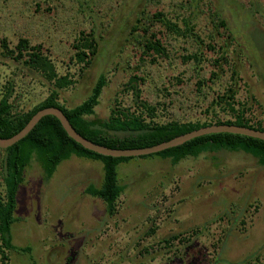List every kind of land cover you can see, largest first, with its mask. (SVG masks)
<instances>
[{"label":"rangeland","instance_id":"obj_1","mask_svg":"<svg viewBox=\"0 0 264 264\" xmlns=\"http://www.w3.org/2000/svg\"><path fill=\"white\" fill-rule=\"evenodd\" d=\"M82 1L0 0V44L5 40L13 50L26 38L43 45L57 73L75 80L59 90L63 104H80L105 73L108 84L96 116L108 118L113 107L134 106L130 80L137 76L142 98L161 103L159 122L235 119L220 98L232 86L236 107L252 123H264V0ZM194 2L199 4L192 14ZM159 11L173 19L191 15L206 44L173 36L153 17ZM212 11L223 16L227 29L212 22ZM138 20L149 37L160 38L167 55L138 47L132 36ZM93 29L98 50L82 69L74 44ZM209 42L229 45V62L237 63L238 74L226 60L224 71L214 74L218 54ZM197 52L208 59L203 67L183 57ZM12 55L18 53L0 46V96L13 84L14 109L28 110L53 85ZM103 172L100 161L74 155L46 181L33 161L12 227L14 244L31 251L11 250L0 264H264V166L253 156L222 151L176 165L159 156L135 157L118 166L125 192L113 216L100 198L86 193L102 182Z\"/></svg>","mask_w":264,"mask_h":264},{"label":"trees","instance_id":"obj_2","mask_svg":"<svg viewBox=\"0 0 264 264\" xmlns=\"http://www.w3.org/2000/svg\"><path fill=\"white\" fill-rule=\"evenodd\" d=\"M83 1L85 4L89 2ZM198 4L195 2L190 4L192 5V14L197 11ZM211 16L212 22L217 28L227 29L228 24L220 13L212 11ZM153 17L158 18L173 36L190 39L198 44V47L206 44L205 38L197 28V22L191 15H178L173 19L159 11ZM132 31L134 40L144 52L148 53L153 50L156 54L167 55L166 46L160 38L153 33L149 37L147 35L149 28L145 24L141 25V21H136L132 26ZM97 36L99 33L93 29L90 34L79 37L77 43L74 44L78 49L76 62L82 65V69L92 62L89 54L92 52L95 54L98 50ZM20 40L19 45L13 50L9 49L5 40L0 46L4 47L5 53H18L16 56L12 55L13 58L20 60L34 71L42 73L52 83L53 89L45 99L32 108L16 111L10 100L14 94V87L11 84L0 96V137L2 138H10L20 132L38 111L47 107L61 108L80 134L97 144L110 148L129 149L154 146L176 136L214 124H232L264 131L262 121L252 123L251 119L246 117L245 110L236 107L234 98L237 91L232 86L228 89V93L226 92L220 98L222 101L225 100L224 102L230 107L231 112L235 114V119H214L213 117L208 120L159 122L156 118L161 103L152 104L142 98V89L136 80L139 78L137 76L130 80L134 106L118 105L112 108L108 118L98 117L96 116V107L100 104L104 88L108 84V77L105 73L99 75L92 87L91 94L84 101L74 107H68L59 99V90L74 85L75 80L70 75L60 76L57 73L54 60L43 50V45L30 44L26 38ZM207 44L208 48H212L218 54L213 64L216 68L214 74L219 75L221 71H224L223 60L230 64L229 61L232 57L229 54V45H220L217 48L212 45V42ZM183 57L186 60L192 59L198 64H202L200 65L202 67L203 63L208 60L201 52L189 53ZM230 69L235 75L239 73L236 62L230 64ZM226 99L229 100L226 101ZM149 118L150 120H148ZM222 151L244 152L256 158L259 165L264 166V139L231 132L205 134L182 145L139 157L159 156L170 159L176 165L189 157L198 158L202 154ZM0 152L1 178L5 190V194L0 195V260L2 261L10 259L9 251L11 250L31 251L30 248H20L14 244L12 227L18 221L16 216L18 192L25 180L26 169L32 165L33 161L38 162L41 166L46 181L53 177L58 166L64 160L74 155L100 161L103 164V180L99 185H89L86 193L100 198L106 204L108 214L113 216L117 213L118 201L125 192V186L119 181L118 166L135 158L103 155L85 148L68 134L60 119L55 115L43 117L23 139L8 148L0 147Z\"/></svg>","mask_w":264,"mask_h":264},{"label":"water","instance_id":"obj_3","mask_svg":"<svg viewBox=\"0 0 264 264\" xmlns=\"http://www.w3.org/2000/svg\"><path fill=\"white\" fill-rule=\"evenodd\" d=\"M47 115H55L56 117H58L68 134L77 142L81 143L85 148H88L103 155H109L114 157H139L143 155L158 153L163 150L182 145L183 143L193 138L216 132H231L264 139V131L259 129L232 124H214L206 127H201L191 132L176 136L169 141H165L154 146L129 149L110 148L104 145L97 144L80 134L71 124L69 118L66 116V114L61 108L47 107L38 111L27 123V125L14 136L10 138L0 137V147L5 149L19 142L35 128V126L40 122L43 117Z\"/></svg>","mask_w":264,"mask_h":264}]
</instances>
